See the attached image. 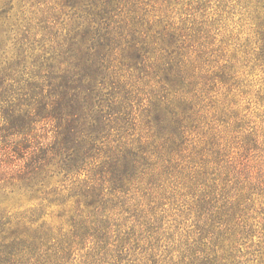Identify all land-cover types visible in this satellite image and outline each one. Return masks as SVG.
Instances as JSON below:
<instances>
[{
	"label": "trees",
	"instance_id": "trees-1",
	"mask_svg": "<svg viewBox=\"0 0 264 264\" xmlns=\"http://www.w3.org/2000/svg\"><path fill=\"white\" fill-rule=\"evenodd\" d=\"M226 4L0 0V194L30 203L0 207V264L249 263L264 178L255 142L218 141Z\"/></svg>",
	"mask_w": 264,
	"mask_h": 264
},
{
	"label": "rangeland",
	"instance_id": "rangeland-1",
	"mask_svg": "<svg viewBox=\"0 0 264 264\" xmlns=\"http://www.w3.org/2000/svg\"><path fill=\"white\" fill-rule=\"evenodd\" d=\"M261 5L262 2L259 0H227L225 13L219 20L221 34L225 35L232 45L231 53H235L239 58L232 83L233 87L238 89L233 97L239 100L242 118L221 120L219 123L222 131L219 133L218 141L226 147H241L245 141L250 142L252 146L255 142L254 147L257 148L251 149L249 156L260 168V175L264 178V40L258 25L264 13ZM258 199L264 202L263 198ZM29 206L26 195L0 194V207L9 213ZM60 212L59 208H52L48 210L46 219L54 225H60L65 222V216H60ZM251 222L256 235L246 244L243 243L240 253L245 254L243 259H250L248 264H264L262 256L264 245L262 247L258 245L260 242L258 231H264V210L260 214L254 210Z\"/></svg>",
	"mask_w": 264,
	"mask_h": 264
}]
</instances>
